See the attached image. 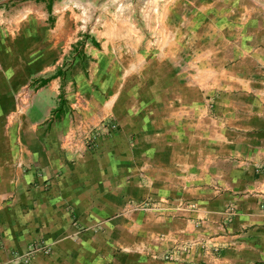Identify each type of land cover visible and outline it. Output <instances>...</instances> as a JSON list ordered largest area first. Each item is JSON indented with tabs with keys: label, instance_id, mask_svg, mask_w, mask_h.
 <instances>
[{
	"label": "crops",
	"instance_id": "1",
	"mask_svg": "<svg viewBox=\"0 0 264 264\" xmlns=\"http://www.w3.org/2000/svg\"><path fill=\"white\" fill-rule=\"evenodd\" d=\"M44 1L51 27L31 0L0 31V264H264V47L197 83Z\"/></svg>",
	"mask_w": 264,
	"mask_h": 264
},
{
	"label": "rangeland",
	"instance_id": "2",
	"mask_svg": "<svg viewBox=\"0 0 264 264\" xmlns=\"http://www.w3.org/2000/svg\"><path fill=\"white\" fill-rule=\"evenodd\" d=\"M27 1L31 0H0V31L9 21L17 20L15 11L19 7L15 9V6L27 4ZM34 1L37 14L41 16L43 13L45 20L41 7L46 2ZM53 2L58 10L54 13H64V19L72 20L73 26H78L80 36L97 37L103 52L113 55L116 53L112 51L117 49L118 55H127L126 61L134 63L145 62V57L153 61L166 60L197 83L227 81L232 76L224 75V70L235 74L241 68L249 70L246 61L264 47V0ZM24 15L35 16L32 12ZM46 23L52 26L50 18H46ZM135 55H141V58ZM117 60L125 61L122 58ZM260 71L264 73V65ZM136 205L139 204H130L128 209H141L133 207ZM49 252L46 246L31 244L19 255L22 257L19 260L48 256Z\"/></svg>",
	"mask_w": 264,
	"mask_h": 264
},
{
	"label": "built area",
	"instance_id": "3",
	"mask_svg": "<svg viewBox=\"0 0 264 264\" xmlns=\"http://www.w3.org/2000/svg\"><path fill=\"white\" fill-rule=\"evenodd\" d=\"M23 112V107L21 104H19L17 106V110H16V113L17 114H20ZM111 129H114L115 128V125L114 124H111L109 126ZM98 136V133L97 131H90L88 132L86 135H84L81 139V144L83 146V149H89L91 147L94 146V143H95V140ZM133 207H136V208H143V209H146L148 207L147 203L146 204H142V205H136V206H133ZM187 250V247L185 245H181V246H177V247H173V248H170L168 251L166 252H162L158 255V259L161 260V261H164V262H171V261H174L175 260V257L180 253V252H185ZM22 257L18 256V257H13L12 258V261H16L18 259H21Z\"/></svg>",
	"mask_w": 264,
	"mask_h": 264
},
{
	"label": "trees",
	"instance_id": "4",
	"mask_svg": "<svg viewBox=\"0 0 264 264\" xmlns=\"http://www.w3.org/2000/svg\"><path fill=\"white\" fill-rule=\"evenodd\" d=\"M52 1H53V0H47V2H48L47 11H48L49 6H50V4H51ZM49 79H50V77L41 80L40 83H39V85H40V86L44 85Z\"/></svg>",
	"mask_w": 264,
	"mask_h": 264
}]
</instances>
